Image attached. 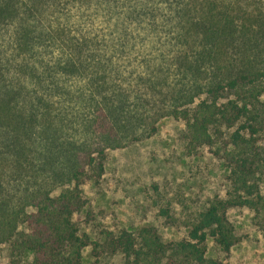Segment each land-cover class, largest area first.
I'll return each mask as SVG.
<instances>
[{
    "label": "trees",
    "instance_id": "16d2710c",
    "mask_svg": "<svg viewBox=\"0 0 264 264\" xmlns=\"http://www.w3.org/2000/svg\"><path fill=\"white\" fill-rule=\"evenodd\" d=\"M73 5L102 13L112 42L106 27L70 37L62 19ZM119 56L140 67L137 84H122ZM165 117L185 123L191 153L220 143L227 194L185 212L178 241L155 226L103 229L95 241L80 224L83 187L102 178L108 150L153 136ZM263 140L264 0H0V245L10 264H83L87 248L118 264H227L208 243L230 253L239 242L230 208L254 212L264 233Z\"/></svg>",
    "mask_w": 264,
    "mask_h": 264
},
{
    "label": "rangeland",
    "instance_id": "374dc122",
    "mask_svg": "<svg viewBox=\"0 0 264 264\" xmlns=\"http://www.w3.org/2000/svg\"><path fill=\"white\" fill-rule=\"evenodd\" d=\"M93 10L96 9L73 5L62 23L69 26L70 37L74 35L79 39L88 34L101 33L102 36L106 27L108 40L112 42L109 27L101 23H104L102 13ZM60 17L54 14L48 20L58 23ZM98 48L103 49L101 43ZM140 48L132 57H139ZM129 59L119 56L115 61L124 86L137 84V73H141L138 64ZM157 126V132L151 137L108 150L102 178L88 180L83 187L88 207L80 217V224L95 241L102 239L103 229L115 233L123 229L137 232L145 226L157 227L165 241H178L186 235L182 221L185 212L227 194L228 173L219 153L220 143L191 153L187 150L183 121L165 117ZM169 206L173 209V218L160 219V208ZM228 215L239 242L230 253H224L210 240L208 256L227 264H264V233L259 218L248 208L232 207ZM94 256L92 248H87L83 264H118L120 261L119 256ZM11 258L10 245L1 244L0 264H10Z\"/></svg>",
    "mask_w": 264,
    "mask_h": 264
}]
</instances>
